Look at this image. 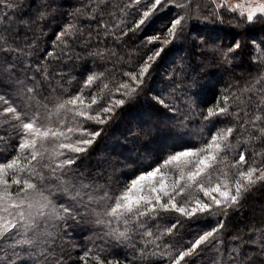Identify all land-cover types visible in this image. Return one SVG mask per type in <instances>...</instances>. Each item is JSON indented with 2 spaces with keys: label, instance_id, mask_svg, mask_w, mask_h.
<instances>
[{
  "label": "snow or ice",
  "instance_id": "6c2138e0",
  "mask_svg": "<svg viewBox=\"0 0 264 264\" xmlns=\"http://www.w3.org/2000/svg\"><path fill=\"white\" fill-rule=\"evenodd\" d=\"M134 3L139 18L117 32L109 28L115 23L112 10L127 4L101 0L94 12L88 9L92 18L77 25V14L68 20L58 0H0V87L5 90L0 94V264H65L70 253L63 238L81 227L94 232L99 244L95 253L85 245L75 264L89 258L93 264H200L209 252L210 264H264V220L246 224L247 232L236 227L230 240L225 237V218L238 213L257 184L264 186V151L257 152L264 149V0ZM165 8L175 9V15L146 33ZM61 17L64 23H56L51 40L53 49L59 48L57 64L66 57L70 63L63 67L80 77L71 93L63 87L67 76L47 67L53 52H40L37 44L36 29L43 35ZM233 22L247 25V31L229 38L216 30ZM257 25L260 34L249 35ZM138 32L143 43L135 65L118 69L115 50L105 45L106 51H99L103 37L122 48L119 38ZM159 33L166 38L160 41ZM93 35L96 51H91ZM77 45L88 59L73 52ZM177 46L187 55L177 53L157 81L160 61ZM97 57L105 63L89 67ZM245 64L240 79L247 87L241 91L251 93V111L240 109L230 88L214 93L211 102L201 99L206 75L201 70L214 66L232 74ZM57 80L62 83L54 87ZM137 102L146 110L129 120L119 146L143 141L144 154L133 158L114 149V155L124 156L116 164L135 170L124 174L126 180L110 178V157L95 166L86 161L97 151L100 126L117 109ZM192 123L199 129L195 134ZM185 227L196 229L187 241L181 235ZM105 241L113 251L101 259Z\"/></svg>",
  "mask_w": 264,
  "mask_h": 264
},
{
  "label": "trees",
  "instance_id": "16d2710c",
  "mask_svg": "<svg viewBox=\"0 0 264 264\" xmlns=\"http://www.w3.org/2000/svg\"><path fill=\"white\" fill-rule=\"evenodd\" d=\"M39 4L42 0H36ZM61 7L59 11L61 13H68V20H72V13H76L78 19L75 21L77 25L83 24L84 21H87L92 18L93 12L96 10L94 5L101 2V0H58ZM106 2V0H104ZM144 3L147 0H143ZM204 4L208 3V0H202ZM112 4L114 6H120L127 4V9L120 8L117 11V8L114 7L112 10V20L115 22L114 25L112 23L109 24V28H115L118 32L119 28L124 27L125 24H132L134 19H138L139 17L136 15L134 9L137 8V5L134 3V0H112ZM92 8L93 12H90L88 9ZM147 9H141L144 11ZM131 13V15L129 14ZM175 15V9H163L159 13L156 14L152 22L148 25L146 29V33L152 32L154 29L166 24L170 17ZM107 19V17L105 18ZM230 19V17H225L226 22ZM56 23H64L63 17H61L57 22H55L52 28L44 29L43 35H39L40 29L37 28V44L40 49V52H43L45 49L53 52V56L48 59L52 61V63L48 64L47 67L57 68L58 71L62 72L68 78V83L64 84L63 87L65 91L71 93L73 89L77 88L79 85L77 81H79L80 77L78 74H74L73 68H64L63 64H69L70 61L65 57L61 64H57L56 56L59 52V48L53 49L52 47V31L55 28ZM96 25L93 24L92 28L96 29ZM201 27H203L201 25ZM247 25H241L239 27L236 26V23L233 22L229 29L225 26H217L216 30L222 36H226L231 38L236 34V32H245L247 31ZM128 29L125 28V32ZM145 33V34H146ZM260 34V26L257 25L254 31H251L249 35L258 36ZM129 36L131 37L129 39ZM143 36V33L138 32L135 35L129 33L128 36H121L119 38V43L122 44V48H117L115 44L112 43L110 37H103L99 40V51L105 52V45L107 48L115 50L120 56V61L118 62V69L121 64L135 65L138 57L141 53L138 49L141 47L143 41L140 37ZM159 38H166L163 33H159ZM239 39V36H237ZM135 42V43H134ZM92 49L91 51H96V37L93 35ZM82 45H77L73 48V52L77 56H83L85 59H88V53L81 51ZM167 51V49H166ZM177 53H180L179 46L173 48L168 51L163 59L160 61V65L157 69V73L154 74V79L159 81L160 76L163 74L165 68L171 65L173 59L177 58ZM182 55H187L186 52L180 53ZM30 57L39 56V53H29ZM29 60H26L25 63H29ZM105 63L104 60H101L97 57L96 61H93L89 64V67H92L95 63ZM82 61L77 59L75 61L76 67L79 68ZM106 66L108 68L112 67L111 63H107ZM247 68V64L244 67H236L232 74H225L222 69L217 70L214 66H209L203 70H201V75H205V79L202 83L205 85L204 91L202 93L201 99L204 102H211L213 100V95L218 94L228 88L239 97L238 104L241 110H248V101L247 97L251 95L250 92H243L241 89L247 87V84L242 81L240 78L245 75V70ZM100 69H97L99 71ZM127 70V69H125ZM62 82L57 80L55 81L54 87L60 86ZM233 85H237L238 87H232ZM257 87H259L257 85ZM5 90L0 87V94H3ZM83 91L87 92V89H83ZM99 91V89H96ZM6 99L8 97H5ZM179 103V102H177ZM203 106V105H201ZM51 107V106H50ZM183 108V106H182ZM146 110V105L143 102H137L135 105H127L124 110L117 109L116 114L106 125H101L103 128L101 136L98 138L97 144L94 147L97 148V151L94 155H92L86 163L89 166H95L98 161H103L105 157H110V163L113 165V168L109 169L110 178L119 177L121 180H126L127 177L124 175L125 173L131 174L135 170V165H128L126 167L120 166L116 164L117 160L123 161L124 156H131L133 158L137 156H143V141L139 145H133L128 143L127 148L120 147V142L123 141V134L127 130L129 120L133 117L139 115L142 111ZM258 114V113H257ZM194 119H198V117H194ZM4 126V121L0 119V128ZM192 133H196L199 129L195 123L189 125ZM205 134H207L205 129ZM192 139L193 137H188ZM198 138V137H196ZM255 147V146H253ZM117 152H123L124 156H116L113 154V150ZM134 149V150H133ZM252 149L250 148L249 151ZM264 151V149H257V152ZM3 159V156H0V160ZM148 160H144L143 163L150 162ZM114 169V170H113ZM101 184L104 181H100ZM264 186L257 184L255 188L248 194L247 202L239 209L238 213L232 214L230 213L225 218V237L226 239H231L230 233L236 228L239 227L242 231L247 232L248 229L245 228V225L249 222L256 223L258 221L264 220ZM196 229H189L185 227L181 231V235L184 236L185 241H187L189 237V232H194ZM89 241H92L91 243ZM99 244L98 238H96L95 233L92 231H85L83 227L70 229L68 235L63 238L62 247L65 251L70 253V258L65 257V264H75L78 261L79 256L83 255L82 249L85 245L88 248L93 250V253L97 250V245ZM101 247L104 248V252L100 253V258L104 259V256L107 252L113 251L108 247V241H105ZM121 253L127 252L126 249H120ZM213 256V252H209L207 256L200 261V264H210L211 257ZM119 259H123V255L118 257ZM108 259H112V256H108ZM87 264H93V260L91 258L88 259Z\"/></svg>",
  "mask_w": 264,
  "mask_h": 264
},
{
  "label": "rangeland",
  "instance_id": "374dc122",
  "mask_svg": "<svg viewBox=\"0 0 264 264\" xmlns=\"http://www.w3.org/2000/svg\"><path fill=\"white\" fill-rule=\"evenodd\" d=\"M237 2V0H233V3ZM160 41L164 40L165 38H159ZM264 202V201H263Z\"/></svg>",
  "mask_w": 264,
  "mask_h": 264
}]
</instances>
